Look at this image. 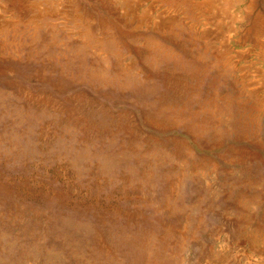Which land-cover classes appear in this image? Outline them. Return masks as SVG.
I'll return each mask as SVG.
<instances>
[{
    "label": "rangeland",
    "instance_id": "1",
    "mask_svg": "<svg viewBox=\"0 0 264 264\" xmlns=\"http://www.w3.org/2000/svg\"><path fill=\"white\" fill-rule=\"evenodd\" d=\"M252 2L0 0V264H264Z\"/></svg>",
    "mask_w": 264,
    "mask_h": 264
},
{
    "label": "bare ground",
    "instance_id": "2",
    "mask_svg": "<svg viewBox=\"0 0 264 264\" xmlns=\"http://www.w3.org/2000/svg\"><path fill=\"white\" fill-rule=\"evenodd\" d=\"M202 1V0H201ZM223 1H227L228 2V4L230 5L232 2H233V0H223ZM73 2V1H72ZM112 2V1H111ZM114 2V1H113ZM127 2V1H126ZM156 2V1H155ZM235 2V1H234ZM131 3V2H130ZM198 4H199V2H197ZM236 3V2H235ZM159 4V3H158ZM161 4V3H160ZM194 4V3H193ZM207 4V3H206ZM209 7H210V9H214L216 6H215V4L213 3V1H210L209 3ZM26 5V4H25ZM220 5V4H219ZM225 6V5H224ZM227 6V5H226ZM55 7H56V5H55ZM108 7V6H107ZM165 7V6H164ZM228 7V6H227ZM255 6H253V2L250 4V5H248L247 6V8H244L243 9V11L244 12H246V19H247V23H248V25H247V32H248V38H250L255 44H259V45H263V39H262V37H264V24H263V27H262V25H261V21H260V18L261 17H263L261 14H256L254 11H255V8H254ZM41 8V7H40ZM195 8V7H194ZM231 8V7H230ZM48 9V8H47ZM59 9V8H58ZM64 9V8H63ZM148 9V8H147ZM206 9V8H205ZM209 8H208V10H210ZM222 9V11H225L227 8H225V7H222L221 8ZM52 10V9H51ZM90 10V9H89ZM126 10V9H125ZM37 11V10H36ZM181 11V10H180ZM211 11V10H210ZM26 12V10L23 12V13H25ZM56 12V11H55ZM57 12H58V10H57ZM80 12V11H79ZM226 13H227V11H225ZM253 12H254V14H253ZM46 13V12H45ZM81 13V12H80ZM103 13V12H102ZM115 13V12H114ZM137 13V12H136ZM176 13V12H175ZM174 13V14H175ZM204 13V12H203ZM214 13V12H213ZM218 13V12H217ZM42 14V13H41ZM52 14V13H51ZM106 14V13H105ZM223 14V13H222ZM36 15V14H35ZM34 15V16H35ZM53 15H55V14H53ZM79 15V14H78ZM82 15V14H81ZM107 15V14H106ZM183 15V14H182ZM214 15V14H213ZM149 16V15H148ZM157 16H160V15H157ZM30 17V16H29ZM133 17H135V16H133ZM138 17V16H137ZM136 17V18H137ZM172 17V16H171ZM175 17V16H174ZM209 17V16H208ZM216 17V16H215ZM223 17H224V15H223ZM58 18V17H57ZM149 18V20H150V17H148ZM169 18V17H168ZM218 18V17H217ZM219 18H221V17H219ZM218 18V19H219ZM17 19H18V17H17ZM48 19V18H47ZM134 19V18H133ZM137 19H139V17L137 18ZM170 19V18H169ZM209 19H212V18H209ZM236 19V18H235ZM21 20V19H20ZM50 20V19H49ZM124 20V19H123ZM143 20V19H142ZM199 20V19H198ZM13 21H15V20H13ZM155 21V20H154ZM163 21V20H162ZM165 21V20H164ZM167 21V20H166ZM186 21V20H185ZM240 21V20H239ZM23 22V21H22ZM30 22V21H29ZM37 22H39V21H37ZM91 22V21H90ZM93 22V21H92ZM147 22H149L148 20H147ZM205 22V21H204ZM209 22H211V21H209ZM118 23V22H117ZM116 23V24H117ZM160 23V22H159ZM158 23V24H159ZM39 24V23H38ZM56 24V23H55ZM137 24H138V21H137ZM136 24V25H137ZM165 24H168V22L167 23H165ZM178 24V23H177ZM190 24V23H189ZM33 25V24H32ZM31 25V26H32ZM84 25H85V23H84ZM119 25V24H118ZM129 25V24H128ZM17 26V25H16ZM114 26V25H113ZM120 26V25H119ZM147 26H149V25H147ZM164 26V25H163ZM21 27V26H20ZM134 27V26H133ZM156 27V26H155ZM7 28V27H6ZM23 28V27H22ZM54 28V27H53ZM96 28V27H95ZM154 28V27H153ZM26 29V28H25ZM84 30V29H83ZM221 30V29H220ZM8 31V30H7ZM57 31V30H56ZM68 31V30H67ZM70 31V30H69ZM79 31V30H78ZM86 31V30H85ZM126 31V30H125ZM199 31V30H198ZM212 31V30H211ZM10 32V31H9ZM60 32V31H59ZM116 32V31H115ZM210 31H208L207 33H209ZM1 33V32H0ZM30 33V32H29ZM41 33V32H40ZM53 33V32H52ZM70 33V32H69ZM96 33V32H95ZM97 33H98V31H97ZM134 33V32H133ZM206 33V34H207ZM45 34V33H44ZM67 34V33H66ZM138 34V33H137ZM17 35V34H16ZM143 35H145V34H143ZM202 35V34H201ZM24 36V35H23ZM100 36V35H99ZM198 36V35H197ZM210 35H208V37H209ZM43 37V36H42ZM47 37H49V36H47ZM107 37V36H106ZM208 37H206V38H208ZM85 38V37H84ZM98 38V37H97ZM100 38V37H99ZM205 38V37H204ZM203 38V39H204ZM202 39V38H201ZM211 39V38H210ZM53 40V39H52ZM134 40V39H133ZM176 40V39H175ZM16 41H18V40H16ZM26 41V40H25ZM4 42V41H3ZM9 42V41H8ZM47 42V41H46ZM124 42V41H123ZM143 43V42H142ZM36 44V43H35ZM90 44V43H89ZM128 44V43H127ZM185 44V43H184ZM213 44V43H212ZM167 45V44H166ZM170 45V44H169ZM228 45V44H227ZM81 46V45H80ZM171 46V45H170ZM223 46V45H222ZM8 47V46H7ZM13 47V46H12ZM15 47V46H14ZM108 47V46H107ZM148 47V46H147ZM208 47V46H207ZM220 48V47H219ZM222 48V47H221ZM225 48H226V46H225ZM224 47H223V52H224V49H225ZM6 49V48H5ZM9 49V48H8ZM23 49V48H22ZM132 49V48H131ZM184 49V48H183ZM182 49V50H183ZM216 49V48H215ZM14 50V49H13ZM8 51V50H7ZM15 51V50H14ZM132 51V50H131ZM222 52V51H221ZM255 52V51H254ZM215 53V52H214ZM226 53V52H225ZM222 54V53H221ZM230 56H231V54H230ZM245 56V55H244ZM49 57H51V56H49ZM192 57V56H191ZM228 57V56H227ZM233 57V56H232ZM196 58V57H195ZM264 60V59H263ZM260 62V61H259ZM176 63V62H175ZM196 63V62H195ZM220 64V63H219ZM196 67V66H195ZM168 73V72H167ZM227 73V72H226ZM149 74H151V73H149ZM155 75H157V74H155ZM191 75V74H190ZM170 76V75H169ZM168 76V77H169ZM241 76V75H240ZM264 76V75H263ZM156 77V76H155ZM166 77V76H165ZM111 79V78H110ZM115 79V78H114ZM169 79H170V77H169ZM173 79H174V77H173ZM186 79V78H185ZM214 79V78H213ZM198 80V79H197ZM207 80V79H206ZM244 80V79H243ZM156 81V80H155ZM167 82V81H166ZM165 81H164V83H166ZM200 82V81H199ZM203 82V81H202ZM225 82H227V81H225ZM232 82V81H231ZM248 82V81H247ZM246 82V83H247ZM110 83V82H109ZM115 83V82H114ZM192 83V82H191ZM248 83H250V82H248ZM116 84V83H115ZM243 84V83H242ZM112 85V84H111ZM188 85V84H187ZM250 85V84H249ZM150 86V85H149ZM157 86V85H156ZM194 86H196V85H194ZM229 86V85H228ZM264 86V85H263ZM136 87V86H135ZM141 87V86H140ZM168 87V86H167ZM212 87V86H211ZM258 87V86H257ZM131 88V87H130ZM240 88V87H239ZM250 88V87H249ZM264 88V87H263ZM127 89V88H126ZM155 89V88H154ZM115 90V89H114ZM140 90H142V88L140 89ZM242 90V89H241ZM254 90V89H253ZM208 91V90H207ZM224 91V90H223ZM246 91V90H245ZM252 91V90H251ZM256 91V90H255ZM258 91V90H257ZM134 92V91H133ZM213 92V91H212ZM136 93V92H135ZM222 93H225V92H222ZM237 93V92H236ZM199 94V93H198ZM215 94V93H214ZM224 95V94H223ZM242 95V94H241ZM261 95H263V94H261ZM216 96V95H215ZM204 97V96H203ZM218 97V96H217ZM264 100V99H263ZM173 101V100H172ZM185 101V100H184ZM206 101V100H205ZM220 102V101H219ZM234 102V101H233ZM195 104V103H194ZM182 105H183V103H182ZM245 105V104H244ZM186 107V106H185ZM252 107H257V104H254V105H252ZM259 107V106H258ZM175 108V107H174ZM204 110V109H203ZM172 111V110H171ZM177 112V111H176ZM182 112V111H181ZM223 112V111H222ZM166 113V112H165ZM175 113V112H174ZM240 114V113H239ZM188 115V114H187ZM199 115V114H198ZM189 116V115H188ZM169 118V117H168ZM192 118V117H191ZM199 118V117H198ZM216 118V117H215ZM200 120V119H199ZM248 121V120H247ZM185 122V121H184ZM191 123V122H190ZM233 123V122H232ZM187 124V123H186ZM181 127V126H180ZM184 127V126H183ZM183 129V128H182ZM185 130V129H184ZM199 130V129H198ZM243 131V130H242ZM198 132V131H197ZM259 132V131H258ZM258 136V135H257ZM257 138V137H256ZM260 138V137H259ZM258 141V140H257ZM264 141V140H263ZM256 146V145H255ZM258 147V146H257ZM132 168H134V167H132ZM258 240V239H257ZM259 241V240H258Z\"/></svg>",
    "mask_w": 264,
    "mask_h": 264
}]
</instances>
